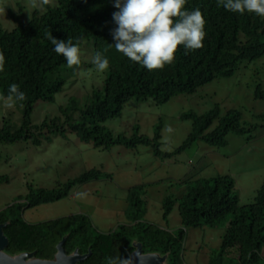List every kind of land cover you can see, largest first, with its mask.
Segmentation results:
<instances>
[{
  "label": "trees",
  "instance_id": "16d2710c",
  "mask_svg": "<svg viewBox=\"0 0 264 264\" xmlns=\"http://www.w3.org/2000/svg\"><path fill=\"white\" fill-rule=\"evenodd\" d=\"M186 7L189 11L199 8L207 21L204 47L192 51L180 46L175 63L162 71H149L111 46L115 43L111 32L116 27L112 14L118 11L113 0H56V6L44 5L30 19L25 18L21 5L11 9L9 18L16 23L15 29L5 30L0 21V53L6 57L5 71L0 73V94L7 95L9 86L16 84L26 100L17 103L23 109L19 126L5 115L6 109L0 111V148L21 142L40 146L45 135L73 133L95 149L145 145L152 147L156 156H165L160 151V128L151 139L138 132L132 136L115 134L106 124L121 117L134 100L163 105L179 96H191L218 79L232 78L240 67L264 57V18L229 12L218 6L217 0H187ZM47 32L57 39L71 37L73 43L80 38V49L89 47L81 54L78 68H69L64 57L54 51ZM98 51L109 60L102 86L90 91L83 102L68 98L55 117L34 125L36 108L55 102L69 82L79 81L83 70L93 71L92 61ZM258 89L257 97L264 99V91ZM181 118L192 123V132L176 153L199 141L217 149L226 147L229 134H242L245 129L240 110L223 111L219 105L206 114L185 113ZM102 178H107L106 174L95 169L53 190L29 187L25 198L0 212V229L9 242L3 253L12 259L28 255L30 260L52 261L63 243L68 256L76 252L87 256L77 264H106L107 257H127L138 250L163 259L162 264H187L188 231L216 229L224 224L222 245L209 264H264V181L254 201L243 205L230 175L188 180L182 195L169 196L163 202L166 220L178 206L182 228L177 231L145 220L146 187L129 190L126 222L108 233L96 229L84 214L39 224L24 219L27 209L64 200L76 188ZM5 182L8 179L0 177V184Z\"/></svg>",
  "mask_w": 264,
  "mask_h": 264
},
{
  "label": "rangeland",
  "instance_id": "374dc122",
  "mask_svg": "<svg viewBox=\"0 0 264 264\" xmlns=\"http://www.w3.org/2000/svg\"><path fill=\"white\" fill-rule=\"evenodd\" d=\"M19 5L25 8L27 19L36 9L44 7L39 0L36 4L33 0H0V21L5 30L15 29L16 23L9 18V11L17 10ZM48 5L56 6V0H49ZM88 51L89 47L82 48L81 54ZM105 76L96 68L83 70L79 81L69 82L55 102L42 103L36 108L33 124L55 117L59 107L70 97L83 102L90 91L102 86ZM259 87L264 91V57L240 67L232 78L218 79L191 96H179L163 105L134 100L125 107L121 117L106 124L115 134L132 136L138 132L151 139L160 128V151L171 157L156 156L153 148L145 145L135 149L118 146L103 151L81 141L73 133L45 135L40 146L27 142L3 145L0 177H6L9 182L0 184V212L17 199L25 198L31 186L53 190L95 169L102 170L107 178L82 185L59 202L29 208L24 219L39 224L84 214L91 218L96 229L108 233L126 222L129 190L146 187L145 220L177 231L182 228L178 206L166 220L164 200L182 195L188 180L219 175L232 176L241 204H251L264 181V99L256 95ZM216 105L223 111L242 112L245 128L242 134H229L228 146L220 149L199 141L176 153L192 132V123L181 116L192 112L203 115ZM0 111L4 108L0 107ZM5 115L19 126L23 109L17 104L14 109H6ZM224 233V224L216 229H190L185 246L186 263L209 264L222 245ZM236 254L231 253L234 257Z\"/></svg>",
  "mask_w": 264,
  "mask_h": 264
},
{
  "label": "clouds",
  "instance_id": "9594fccd",
  "mask_svg": "<svg viewBox=\"0 0 264 264\" xmlns=\"http://www.w3.org/2000/svg\"><path fill=\"white\" fill-rule=\"evenodd\" d=\"M186 3L187 0H113L118 11L112 14L116 27L111 32L115 41L111 46L149 71H162L173 65L180 46L192 51L202 49L207 21L199 8L189 11ZM39 4L48 5L49 0H39ZM217 4L229 12L264 18V0H217ZM46 36L69 68L81 65L80 38L73 43L71 37L57 39L52 32ZM92 62L100 73L109 69V60L99 51ZM5 65L6 57L0 53V73L5 71ZM25 100L26 94L11 84L7 95L0 94V107L11 110ZM106 264H149V260L139 253H129L127 257H107Z\"/></svg>",
  "mask_w": 264,
  "mask_h": 264
},
{
  "label": "water",
  "instance_id": "95a60500",
  "mask_svg": "<svg viewBox=\"0 0 264 264\" xmlns=\"http://www.w3.org/2000/svg\"><path fill=\"white\" fill-rule=\"evenodd\" d=\"M8 238L4 235L2 230L0 229V264H77L78 262L84 261L87 256H81L78 252H76L73 256H68L63 249V243L58 246V254L55 260L46 261V260H30L28 255H23L20 258L12 259L6 256L3 252L8 246ZM135 253H139L142 255L141 251H137ZM149 260V264H162L163 259L153 256V255H142Z\"/></svg>",
  "mask_w": 264,
  "mask_h": 264
}]
</instances>
